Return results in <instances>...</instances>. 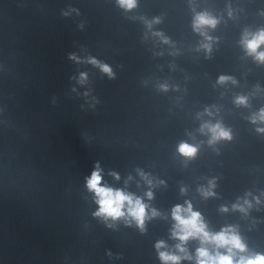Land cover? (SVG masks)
Listing matches in <instances>:
<instances>
[{"label":"clouds","instance_id":"obj_1","mask_svg":"<svg viewBox=\"0 0 264 264\" xmlns=\"http://www.w3.org/2000/svg\"><path fill=\"white\" fill-rule=\"evenodd\" d=\"M117 4L125 9L132 10L136 7V0H117ZM67 15L68 13H64ZM159 18H154L152 21H145L146 26L151 29L152 24L159 23ZM218 20L208 12L197 13L193 18V30L204 37V42L200 44V48L206 52H211L212 37H210L205 31L206 28H215L218 24ZM154 36L160 37L163 43H169L167 37L163 33L155 32ZM242 47L245 49L249 56H252L256 61L264 63V51H260L262 45H264V29H261L255 33L245 32L240 41ZM69 59L78 60L75 54H70ZM89 62L98 66L102 72L106 73L109 78H114L112 69L106 65L101 64L99 61L90 58ZM231 77L220 76L218 83L231 80ZM86 81V74H80V83ZM233 83L235 81L233 80ZM162 90L167 91L168 86L161 85ZM238 105H246L247 98L244 96H238L235 100ZM205 111L211 115L208 109ZM252 122L257 121L264 122V109H261L258 114H254ZM205 130L210 134L208 140L209 145H214L220 139H231L230 130L224 128V126L217 122L212 124L211 122H205L200 127V132L204 133ZM258 132L264 133V128H258ZM178 152L191 159L197 154V146L190 145L185 142H181L178 145ZM116 179H119L118 174L112 173ZM142 179L152 186L153 181L149 176L143 172H140ZM131 178V177H130ZM86 185L90 192L95 194V202L99 206L98 210L93 214L97 217H101L105 221L111 219L113 221L124 219L126 223L135 221L141 232H143L145 220L148 218L146 209L148 205L143 202L140 197L135 196L132 193L126 192L122 189H114L107 185L102 184V169L99 162H96L95 168L92 171L90 177L86 179ZM215 187V181L210 180L208 187H201L198 189L202 196L205 198L215 195L212 188ZM185 189H181L184 192ZM148 199H152L153 193L148 191L145 193ZM256 203L259 204V198H255ZM186 206L176 205L173 207L171 215L175 221L171 236L173 239L179 241L175 245V252H170L167 249V245L164 241H158L155 244V248L158 252V256L162 264H181L182 260L193 259V256L189 253L186 244L189 240L196 239L200 242V247L195 252V264H264V254L256 253L252 255H244L247 252V246L243 242L237 229L233 226L222 228L219 232H210L207 224L198 211H194L190 202H185ZM252 207L251 202L244 198L243 202H237L232 205L234 210H239L242 213L247 214L248 209ZM221 211H228L226 207H222ZM151 215L153 217L158 216L159 213L153 209ZM111 227L112 225H108Z\"/></svg>","mask_w":264,"mask_h":264}]
</instances>
